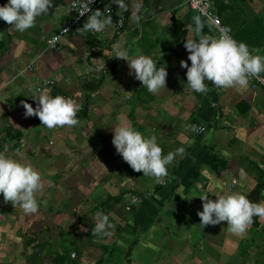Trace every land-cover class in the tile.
Wrapping results in <instances>:
<instances>
[{"label": "crops", "instance_id": "1", "mask_svg": "<svg viewBox=\"0 0 264 264\" xmlns=\"http://www.w3.org/2000/svg\"><path fill=\"white\" fill-rule=\"evenodd\" d=\"M6 2L0 0V4ZM71 2L54 0L49 13L24 32L0 19V150L31 163L42 178H51L46 192L37 194L42 203L37 213H25L0 194V264H30L35 258L38 263L42 259L51 264L54 255L66 249L65 243L49 261L45 244L23 229L31 220L38 227L35 216L43 219L49 212L50 200L55 199L50 187L56 172L62 170L65 174H59L66 177L68 173L67 179L72 178L75 166L80 167L74 174L78 178H95L91 190L96 204L91 213H96L93 209L100 202L110 199L104 212L119 232L109 244L95 245L102 252L97 264H231L233 256L243 259L237 251L245 234L231 233L227 221L202 227L198 210H203L200 196L204 192L217 199L216 195L231 192L247 196L255 187L254 172L248 170H252L250 163L264 170V90L254 91L250 84L246 89L217 87L207 79L206 94L189 87L187 69L180 61L188 60L184 41L195 38L190 26L197 15L185 0H128L120 35L108 29L93 36L82 24L50 48L48 42L72 16ZM110 2L116 5L114 0ZM213 3L223 25L230 26L231 35L264 55V0ZM138 4L140 19L136 21L132 13ZM201 21L204 33L212 36L205 20ZM117 41L123 42L130 56L149 55L158 66H165V87L151 93L130 74L127 59L113 56L112 45ZM98 66H103V73L98 72ZM43 79L54 82L50 94L72 97L81 104L77 125L50 129L38 116L24 115L20 101L36 107L29 89L38 88ZM123 122L146 135L155 133L165 154L185 149L176 153L168 175L160 182L134 170L116 151L114 128ZM189 125L205 130L197 133ZM213 156L223 160L225 168L211 170ZM240 169L247 176L242 177ZM71 195H67L69 199ZM35 227L32 232L39 235L42 229ZM17 232L24 234L19 237ZM29 240L32 242L25 248ZM77 248L82 250L79 244Z\"/></svg>", "mask_w": 264, "mask_h": 264}, {"label": "clouds", "instance_id": "2", "mask_svg": "<svg viewBox=\"0 0 264 264\" xmlns=\"http://www.w3.org/2000/svg\"><path fill=\"white\" fill-rule=\"evenodd\" d=\"M91 2L92 0H72V3L78 4V7L74 8L82 16L85 11L90 10ZM114 2L120 9L128 10L126 0H114ZM53 3L54 0H7L5 4H0V19L11 24L16 30L24 32L34 27L39 17L49 13ZM136 7L137 11L132 13V19L139 21L140 5ZM193 19L194 24L190 27L196 36L184 41L191 64L183 59L180 64L187 69V84L194 92L201 94L208 92L206 79L215 86L223 88L246 89L253 76L264 83V75H261L264 73V55L250 50L245 41H237L231 35L230 26H221L218 30L219 35L213 37L204 33L199 15ZM109 25H113L112 16L96 8L87 17L82 28L85 31L99 33ZM59 38V35L52 37L50 43L55 44ZM112 50L113 56L127 59L130 74L134 73L135 78L141 81L149 92L157 93L165 87L167 68L163 65L158 66L157 60L145 54L130 56L122 41L114 43ZM44 83L49 82L46 80ZM29 92L37 104L33 107L27 100L20 101L26 110L24 113L26 117L36 115L42 125L50 129L79 123L77 113L81 109V104L72 97L52 95L48 88L29 89ZM188 127L193 131H202L197 125ZM112 142L116 151L134 170H142L143 175L155 177L157 182L168 175V165L174 160L176 153L185 151L183 147H179L165 154L155 133L146 135L127 122L115 125ZM240 175L244 177L247 173L244 169H240ZM42 188L41 173L31 163L22 162L7 155L6 151H0V194H3L5 202L11 201L15 206L19 205L25 213H37L41 204L37 194ZM209 193L204 192L200 196L203 200V210H198V215L201 217L202 227L227 221L231 233L243 236L253 223L254 216L264 218V201L253 202L240 192L215 194L218 198L211 199ZM95 219L93 234L99 236L113 234L111 230L115 225L107 213L98 210ZM119 243L124 242L119 241Z\"/></svg>", "mask_w": 264, "mask_h": 264}, {"label": "rangeland", "instance_id": "3", "mask_svg": "<svg viewBox=\"0 0 264 264\" xmlns=\"http://www.w3.org/2000/svg\"><path fill=\"white\" fill-rule=\"evenodd\" d=\"M79 162L81 161L79 160ZM78 169H80V167H73L72 178L68 179V173H66L67 175L65 177L62 170L56 172L55 176L57 177L53 178L54 186L50 187L55 192V199L50 200L49 212L43 215V219L41 215L35 216L37 220H39L37 225H40L35 227V221L31 220V222H28L30 225L24 228L23 232L31 237L34 236V238L38 240L39 244H45L46 247L44 248V254L47 256L46 259L49 261V258H51L54 253L66 243L65 245H67L66 249L68 252L70 254L72 252L76 253L74 260H80L79 262L82 264H97L96 262L101 258L102 252L100 248H95V245L100 243L109 244L112 242L114 235L119 232L117 231L118 228L115 227L111 230L113 234L110 236H99L93 234L92 228L95 226L96 213H91V208L95 206L96 198L92 196L94 193L91 188L95 187L96 182L93 176H88V178H85V181L83 180L84 178H78V175H74ZM41 170L43 171L44 167H41ZM59 172L63 173L59 174ZM50 179L51 178L46 177L42 178L43 188L41 190L43 192H46V187L50 186V184H48ZM49 191H51V189ZM68 194H72L70 199L67 196ZM39 197L40 196H37V199ZM126 201H128V198ZM115 217L117 219V214H115ZM120 222V225L123 226V220ZM34 227L42 229L39 235H37L38 233L35 231L32 232ZM181 230L183 231V229ZM23 234L21 232L18 234L17 232V236L19 237ZM253 237L255 238V245L250 249L252 256L242 257L243 259H240L238 255L233 256V262L231 264H241L237 262L238 258L242 261L244 260L243 264H264V238L255 229L250 227L247 229L243 245L245 247L246 243ZM114 239H116V237H114ZM81 240L82 242L79 243ZM78 244L82 247L80 252L77 248ZM244 247L243 249L240 248L237 253L239 252L240 254L243 250H245ZM32 250L33 248L29 249V252L31 253Z\"/></svg>", "mask_w": 264, "mask_h": 264}, {"label": "built area", "instance_id": "4", "mask_svg": "<svg viewBox=\"0 0 264 264\" xmlns=\"http://www.w3.org/2000/svg\"><path fill=\"white\" fill-rule=\"evenodd\" d=\"M126 3H128V0H126ZM185 3L187 6L192 10L196 15H199L201 18H203L206 22V24L209 26L213 33V37L219 35V28L221 26H224L222 23L221 18L216 13L213 0H185ZM78 7V4L70 3V11H71V18L63 25L61 30L57 35L60 36V38L55 42V44H51L50 41L48 42V45L50 48H55L57 43L60 41V39L70 33L72 30L79 28L84 22L87 20V17L92 14L96 10V8H100L101 10H104L105 14L112 16V22L113 25H109L106 27V29L102 32L96 33L91 32L90 33L93 36H98L103 33H105L108 29H110L115 35H120L121 32L124 29L125 23H126V11L123 9H120L119 5L114 3H111L110 0H92L91 5L89 6L90 10L85 11V14L82 16L80 15L79 11L74 8ZM98 72L103 73L104 68L103 66L97 67ZM261 75H264V73H261ZM48 81L49 83L45 84V81ZM250 87L252 90L257 91L259 89L264 90V83L257 80L254 76L250 78L249 80ZM54 82L49 79H43L41 84L38 88L44 89L48 88L51 90L53 89ZM50 92V93H51ZM202 129V131H195L197 133H201L205 130L204 127H199ZM136 201V199H134ZM129 207L127 208V210ZM73 253H71V258L74 259L76 257L73 256Z\"/></svg>", "mask_w": 264, "mask_h": 264}, {"label": "trees", "instance_id": "5", "mask_svg": "<svg viewBox=\"0 0 264 264\" xmlns=\"http://www.w3.org/2000/svg\"><path fill=\"white\" fill-rule=\"evenodd\" d=\"M251 50V48H250ZM54 94V93H53ZM85 113V111H84ZM83 113V116H84ZM78 117H82L80 113H77ZM2 151V150H0ZM250 165H252V170H248L253 171L254 172V176H255V181H256V185L255 187L251 190V192L247 195V197L253 201V202H261L264 201V170L261 169L259 166H257L256 164L250 163ZM226 163L223 160H216L215 157L213 156L211 158L210 161V168L213 171H220L223 168H225ZM109 201H111L110 199H106L102 202H100L94 209L93 212H97L98 210H102L104 211L105 206H107V204L109 203ZM116 202H118L119 200L116 199L114 200ZM106 210V209H105ZM107 212H109L110 210H106ZM111 220V218H110ZM112 221V220H111ZM250 228L255 229L263 238H264V218L258 217V216H254L253 217V223L250 225ZM32 240L26 241V243L24 244V247H28L31 244ZM244 242L241 243V248L243 249ZM255 245V238H251L249 242L246 243V246L244 247L245 250H243L241 252V255L243 257H250L252 256V254L250 253V249ZM102 249H107L106 246H102ZM132 250V247L129 249L128 254L130 253V251ZM37 256V255H36ZM54 259L52 261L51 264H80L78 260H74L71 258V254L68 252L67 249H63L61 250V252H58L54 255ZM38 257V256H37ZM36 260V258H35ZM35 260H33L32 262L29 260L30 264H48L47 262H45L44 260L40 259V262H36Z\"/></svg>", "mask_w": 264, "mask_h": 264}]
</instances>
